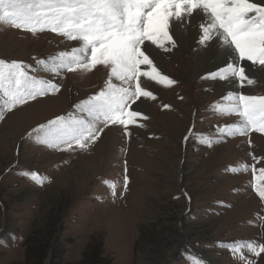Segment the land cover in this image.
<instances>
[{
    "label": "rangeland",
    "instance_id": "rangeland-1",
    "mask_svg": "<svg viewBox=\"0 0 264 264\" xmlns=\"http://www.w3.org/2000/svg\"><path fill=\"white\" fill-rule=\"evenodd\" d=\"M74 44L49 31L32 35L0 26V59L6 61L35 66ZM223 57L216 58V68L204 65L198 72L179 48L163 57L158 70L175 83L165 87L142 77L141 86L156 99L142 97L130 108L140 101L147 119L138 117L129 125L130 135L121 125H109L87 151L75 152L37 144L27 134L76 111L74 105L104 88L108 69L98 65L60 77L30 70L52 79L60 91L5 112L0 120V264H28L26 237L49 239L43 245L48 247L44 264H191L190 255L201 264H246L230 245L264 243V201L252 186L254 174L259 178L264 168V133L221 137L217 126L237 118L215 114L213 108L229 92L264 95V68H252L260 78L254 76L258 82L244 88L202 79L225 66L228 57ZM190 128L210 137L212 146L200 143ZM242 163L246 170L240 169ZM24 171L48 182L38 186L19 174ZM125 175L129 183L121 197ZM105 181L115 182V198ZM52 227L58 236L48 235ZM242 254L246 261L264 264V253L257 257L242 246Z\"/></svg>",
    "mask_w": 264,
    "mask_h": 264
},
{
    "label": "snow or ice",
    "instance_id": "snow-or-ice-1",
    "mask_svg": "<svg viewBox=\"0 0 264 264\" xmlns=\"http://www.w3.org/2000/svg\"><path fill=\"white\" fill-rule=\"evenodd\" d=\"M185 20L188 23H183ZM176 25L185 30L189 25L193 29L198 27V44L212 47L208 42L213 41L228 57L225 66L208 72L202 79L229 82L239 88L258 82L251 75L250 67L264 68V0H0V26L32 35L49 31L75 42L69 49L37 60L35 66L0 59V120L5 112L60 91L52 79L30 75L33 68L60 77L66 72H91L100 65L108 69L104 88L74 105L76 111L38 124L27 136L48 148L75 152L87 151L109 125H121L125 135H130L129 125L136 124L138 117L147 119L138 107L130 110L131 105L142 97L156 99L152 91L141 86V78L165 87L175 83L158 70L155 49L168 53L177 46L170 34ZM142 65L148 70H142ZM223 100L224 103L213 108L214 113L235 115L237 119L217 126L221 137L264 133V95L229 92ZM189 134L197 135L200 143L212 146L210 137L193 133L192 128ZM187 139L189 136H185ZM239 167L246 170L248 165L242 163ZM259 171L261 175L258 178L254 174L252 186L264 201V184L258 186L255 182L264 180V168ZM19 174L38 186L48 182L47 177L35 171ZM105 183L115 198V182ZM128 183L125 175L124 190L119 196L125 194ZM242 246L257 257L264 253V243L232 242L230 251L246 264L254 262L246 261ZM188 258L191 264H201L194 256Z\"/></svg>",
    "mask_w": 264,
    "mask_h": 264
},
{
    "label": "bare ground",
    "instance_id": "bare-ground-1",
    "mask_svg": "<svg viewBox=\"0 0 264 264\" xmlns=\"http://www.w3.org/2000/svg\"><path fill=\"white\" fill-rule=\"evenodd\" d=\"M252 2H260V0H252ZM184 22L185 21H183V23ZM172 31L175 32V35H173V39L176 41L177 46L174 49H172L171 52H168V53H164L159 49L158 50L155 49V51L158 53L156 60H155V63L157 64V66L160 65L163 57L176 53L178 48L181 49L183 55L185 54L188 57L189 56L192 57L193 62L191 64V66L189 65V67L193 72H198L202 66L204 67V65L208 66V68L212 69L216 63V58L217 57H223V55H224V53H222V51H221L219 44H214L213 41L211 43H209V45H212V47H204V46L199 45L198 41H199L200 37L196 38V35H197L196 30L193 29L191 27V25L187 28V30H185V28L183 30V27H180L179 25L174 26L172 28ZM152 49H154V48L152 47ZM181 63H183V61H181ZM215 70H217V69H215ZM250 72L253 76L260 78L258 71H256V70L253 71L251 67H250ZM227 85H232V84L227 82ZM137 105L139 108H141L143 110V108L140 107V105H141L140 101Z\"/></svg>",
    "mask_w": 264,
    "mask_h": 264
},
{
    "label": "trees",
    "instance_id": "trees-1",
    "mask_svg": "<svg viewBox=\"0 0 264 264\" xmlns=\"http://www.w3.org/2000/svg\"><path fill=\"white\" fill-rule=\"evenodd\" d=\"M56 231L57 230L55 229V227H52L49 230L48 235L52 236L53 234H57L58 236V231ZM44 242H49V239L45 240ZM44 242L35 238L26 237L23 241V246L25 248L24 261L28 264H44L43 261L47 258L48 254V247L43 246ZM49 251L52 252L53 250L50 249ZM91 262L95 263V258L92 259Z\"/></svg>",
    "mask_w": 264,
    "mask_h": 264
}]
</instances>
